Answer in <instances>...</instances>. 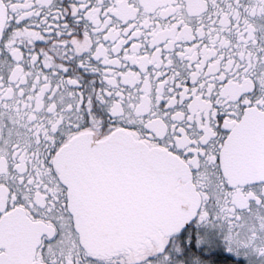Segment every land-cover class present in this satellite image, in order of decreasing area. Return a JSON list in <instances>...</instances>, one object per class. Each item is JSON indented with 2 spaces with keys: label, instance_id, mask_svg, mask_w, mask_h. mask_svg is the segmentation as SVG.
Instances as JSON below:
<instances>
[{
  "label": "snow or ice",
  "instance_id": "6c2138e0",
  "mask_svg": "<svg viewBox=\"0 0 264 264\" xmlns=\"http://www.w3.org/2000/svg\"><path fill=\"white\" fill-rule=\"evenodd\" d=\"M0 264H264V0H0Z\"/></svg>",
  "mask_w": 264,
  "mask_h": 264
}]
</instances>
